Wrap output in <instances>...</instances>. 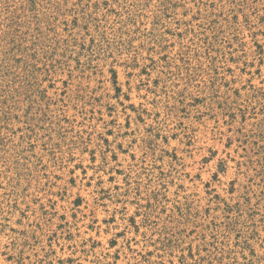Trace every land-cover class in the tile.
<instances>
[{"label": "rangeland", "instance_id": "1", "mask_svg": "<svg viewBox=\"0 0 264 264\" xmlns=\"http://www.w3.org/2000/svg\"><path fill=\"white\" fill-rule=\"evenodd\" d=\"M0 264H264V0H0Z\"/></svg>", "mask_w": 264, "mask_h": 264}]
</instances>
